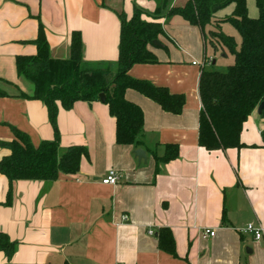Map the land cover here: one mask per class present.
<instances>
[{
    "label": "crops",
    "instance_id": "crops-1",
    "mask_svg": "<svg viewBox=\"0 0 264 264\" xmlns=\"http://www.w3.org/2000/svg\"><path fill=\"white\" fill-rule=\"evenodd\" d=\"M186 2L0 0V160L10 153L1 142L16 139L12 127L27 133L34 146L54 138L43 101L18 96L20 91L30 94L32 85L18 76L15 60L36 54L40 23L52 57L68 58L77 32L83 61L114 69L119 13L129 18L137 7L146 21L159 15L154 20L162 27L161 45L147 46L158 61L135 63L128 73L185 99L182 111L173 114L142 93L126 90V99L143 110L139 147L146 160L141 161L134 155L138 147L116 143L115 119L105 102L79 100L70 109L59 107L58 155L74 145L87 152L76 173H59L50 181L10 183L0 172V232L16 243L10 258L0 251V264H264V231L260 240L242 232L248 223L264 229V116L256 109L250 113L239 148L207 150L198 144L200 72L216 63L218 51L226 55L210 45L208 53V36L200 27L166 14ZM231 10L228 6L217 15ZM171 143L178 145V156L159 164L156 172L155 156ZM109 169L119 176L114 185L101 181ZM162 227L172 234L176 256L158 245ZM205 228L214 236L203 238Z\"/></svg>",
    "mask_w": 264,
    "mask_h": 264
},
{
    "label": "trees",
    "instance_id": "trees-1",
    "mask_svg": "<svg viewBox=\"0 0 264 264\" xmlns=\"http://www.w3.org/2000/svg\"><path fill=\"white\" fill-rule=\"evenodd\" d=\"M255 4L258 9L256 17L249 16L247 0H187L183 6H172L166 13L178 14L200 27L208 36L213 51L220 48L224 55L228 52L233 55V62L226 70L202 68L200 72L198 144L207 150L243 146L240 141L243 125L250 113L264 101V0H255ZM228 6H232L230 13L217 15ZM141 14L137 7L129 18L123 11L119 13V51L114 69L110 64L94 65L83 61L77 32L72 33L69 57H52L44 29L39 24L34 40L36 54L19 55L15 60L18 76L32 85L30 94L20 91L18 96L43 101L54 138L34 146L27 133L12 127L16 139L1 142L10 153L0 160V172L10 183L21 179L50 181L59 173L74 174L79 170L81 156L87 152L84 146H70L60 156L57 152L56 115L59 107L70 109L79 100L91 103L104 93V102L115 119L116 143L135 147L143 145L144 115L139 105L126 99L127 89L142 93L166 112L179 114L182 111L185 102L182 94L170 93L164 86L134 78L128 73L135 63L158 61L147 46L153 45L152 41L162 33L161 24L154 20L160 17L156 14L153 20L146 21ZM223 23H230L238 32L239 45L233 36L222 30ZM3 94L0 90V95ZM261 115L264 116V110ZM177 156L178 145L165 144L164 154L155 156V171H159V164ZM10 190L5 203L10 201ZM158 245L176 256L174 239L168 228L159 229ZM15 248L16 243L0 232V251L10 258Z\"/></svg>",
    "mask_w": 264,
    "mask_h": 264
},
{
    "label": "rangeland",
    "instance_id": "rangeland-1",
    "mask_svg": "<svg viewBox=\"0 0 264 264\" xmlns=\"http://www.w3.org/2000/svg\"><path fill=\"white\" fill-rule=\"evenodd\" d=\"M247 6H248V14L250 12L249 16L250 17H256L258 15V9H257V6H256L254 0H249V5H247ZM252 12L254 13V15H251ZM222 30L226 34L233 36L236 40V43L239 45V41H240L239 34L233 28V26L230 23H224ZM206 48H207V52L209 53L211 51V49H210V46L208 43V38H207ZM214 55H215L214 59H216V63L215 64H209L208 66H206L207 69H216L219 71H224V70H226L227 66L233 62L232 61L233 55L230 52L227 53L226 57L221 56V51H218V53H215Z\"/></svg>",
    "mask_w": 264,
    "mask_h": 264
},
{
    "label": "built area",
    "instance_id": "built-area-1",
    "mask_svg": "<svg viewBox=\"0 0 264 264\" xmlns=\"http://www.w3.org/2000/svg\"><path fill=\"white\" fill-rule=\"evenodd\" d=\"M207 62H210L207 61ZM193 64H197L196 61H193L192 62ZM119 180V176L117 174V171H115L114 169H109L106 173V175L101 179L102 183L104 184H116ZM128 219V216L123 214L121 215V221H127ZM263 227H261L260 225H257V224H254V223H248L243 229H242V232L244 233H249L253 236V239L255 240H260L262 239L263 237ZM148 233L149 234H153V230L149 229L148 230ZM215 234V231L213 229H210V228H205V229H202L201 231V236L203 238H209V237H212L214 236Z\"/></svg>",
    "mask_w": 264,
    "mask_h": 264
},
{
    "label": "water",
    "instance_id": "water-1",
    "mask_svg": "<svg viewBox=\"0 0 264 264\" xmlns=\"http://www.w3.org/2000/svg\"><path fill=\"white\" fill-rule=\"evenodd\" d=\"M152 44L155 45V46H160L161 43L159 40L155 39L152 41ZM99 100L100 101H105V94L104 93H100L99 94ZM264 110V101H261L257 108H256V111L258 114H261V112ZM134 155L137 157L138 161H141V160H146V155H145V151L138 147L134 150Z\"/></svg>",
    "mask_w": 264,
    "mask_h": 264
}]
</instances>
